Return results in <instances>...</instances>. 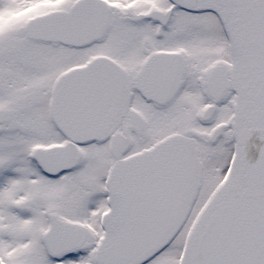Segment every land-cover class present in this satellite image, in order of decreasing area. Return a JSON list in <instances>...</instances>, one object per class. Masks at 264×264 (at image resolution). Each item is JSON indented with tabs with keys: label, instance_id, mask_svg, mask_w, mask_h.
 Segmentation results:
<instances>
[{
	"label": "snow or ice",
	"instance_id": "obj_1",
	"mask_svg": "<svg viewBox=\"0 0 264 264\" xmlns=\"http://www.w3.org/2000/svg\"><path fill=\"white\" fill-rule=\"evenodd\" d=\"M0 264H264V0H0Z\"/></svg>",
	"mask_w": 264,
	"mask_h": 264
}]
</instances>
